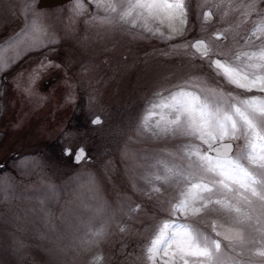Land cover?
Here are the masks:
<instances>
[{"label": "rangeland", "instance_id": "obj_1", "mask_svg": "<svg viewBox=\"0 0 264 264\" xmlns=\"http://www.w3.org/2000/svg\"><path fill=\"white\" fill-rule=\"evenodd\" d=\"M37 2L0 0V264H183L162 253L149 259L150 241L166 220L213 237L220 232L215 238L222 249L231 246L239 264H264L255 254L264 247V204L256 201L253 220L241 224L213 205L173 216L182 184L157 180L163 171L149 161L185 163L188 141L154 135L142 124L153 97L178 85L264 95L214 76L210 61L191 47L204 39L227 59L264 48V28L257 29L264 0H254L248 15L253 0H185L184 24L149 20L135 27L105 11L110 0L44 9ZM19 98L30 108L25 127L15 123ZM96 116L102 123L92 127ZM80 146L91 161L74 165ZM63 148L71 156L63 157ZM230 231H241L246 243L224 240Z\"/></svg>", "mask_w": 264, "mask_h": 264}, {"label": "snow or ice", "instance_id": "obj_2", "mask_svg": "<svg viewBox=\"0 0 264 264\" xmlns=\"http://www.w3.org/2000/svg\"><path fill=\"white\" fill-rule=\"evenodd\" d=\"M247 8L245 15L255 8L254 0ZM105 11L117 13V22L135 27L138 21L146 25L149 20L184 24L187 9L185 0H110ZM211 15L205 13V20ZM261 28L264 26L257 25V29ZM191 47L210 61L214 76L223 77L244 92L264 93V48L238 52L233 59H227L222 53H214L204 39L195 40ZM149 121L154 127L148 126ZM93 123L99 124L100 120ZM142 124L154 135L181 136L188 141L182 146L185 163L169 158L149 161L150 166L163 171V175H156L157 180L182 184L179 199L172 205L173 216L196 214L213 205L232 216L237 224L253 220L252 205L256 201L264 204V95L224 94L211 87L178 85L167 95L157 93L153 97ZM82 155L83 149L78 150L77 158ZM220 236L215 232V237ZM215 237L192 225L166 220L158 227L147 252L149 259L160 253L165 257L179 256L183 264H188L186 256L197 257L199 264H239L229 254L231 246L222 249L221 240ZM224 240L240 246L246 243L241 231H230ZM255 254L264 258V247L256 249Z\"/></svg>", "mask_w": 264, "mask_h": 264}, {"label": "water", "instance_id": "obj_3", "mask_svg": "<svg viewBox=\"0 0 264 264\" xmlns=\"http://www.w3.org/2000/svg\"><path fill=\"white\" fill-rule=\"evenodd\" d=\"M71 1L72 0H38L37 7L40 8V9H44V8H54V7L62 6V5L66 4V3H69ZM96 119H99L100 120V123L99 124L93 123V121L96 120ZM101 123H102V120L98 116H96V117H94L91 120L90 126L93 127V126H96V125H100ZM80 149H83V155L78 159L77 158V153H78V150H80ZM71 153H72V151L69 148H63L61 150V154L64 157H68ZM83 161L85 163H89L91 161V159L87 156V151L83 147L80 146V147H77L73 151V154H72V163L74 165H79Z\"/></svg>", "mask_w": 264, "mask_h": 264}, {"label": "trees", "instance_id": "obj_4", "mask_svg": "<svg viewBox=\"0 0 264 264\" xmlns=\"http://www.w3.org/2000/svg\"><path fill=\"white\" fill-rule=\"evenodd\" d=\"M45 90V89H44ZM44 94H45V92H47V91H42ZM52 100L53 98L51 97V98H49V100ZM25 101V99H21V98H19V106H18V109H17V112H16V115H15V123L18 121V119H19V121H20V125H22L23 127H25L26 126V124L28 123V121L29 120H27L28 119V117L30 118V108H29V106H28V103H25L24 102ZM52 106L54 105L53 103H50ZM55 106V105H54Z\"/></svg>", "mask_w": 264, "mask_h": 264}, {"label": "flooded vegetation", "instance_id": "obj_5", "mask_svg": "<svg viewBox=\"0 0 264 264\" xmlns=\"http://www.w3.org/2000/svg\"><path fill=\"white\" fill-rule=\"evenodd\" d=\"M45 83H46V86H47V87L50 86L49 84H52L50 81H46ZM20 96H22V95H19V97H20ZM15 115H16V113H15ZM61 155H62V154H61ZM69 156H71V155H69ZM69 156H68V157H69ZM63 157H64V156H63ZM5 162H6V161H0V171H3V168L5 167L4 164H6Z\"/></svg>", "mask_w": 264, "mask_h": 264}, {"label": "bare ground", "instance_id": "obj_6", "mask_svg": "<svg viewBox=\"0 0 264 264\" xmlns=\"http://www.w3.org/2000/svg\"><path fill=\"white\" fill-rule=\"evenodd\" d=\"M170 22H172V21H170Z\"/></svg>", "mask_w": 264, "mask_h": 264}]
</instances>
